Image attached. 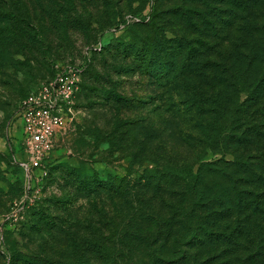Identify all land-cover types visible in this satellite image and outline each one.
I'll list each match as a JSON object with an SVG mask.
<instances>
[{
    "label": "rangeland",
    "instance_id": "rangeland-1",
    "mask_svg": "<svg viewBox=\"0 0 264 264\" xmlns=\"http://www.w3.org/2000/svg\"><path fill=\"white\" fill-rule=\"evenodd\" d=\"M242 2L0 0V264H10L11 256L16 258L15 264H101L94 257L92 243L101 239L107 244L110 237L122 249L120 263L132 258L134 264H148L145 232L166 233L161 221L134 220L141 237L131 240L132 251L127 254V239L122 234L130 208L123 199L106 192L81 191L76 175L66 168L84 167L102 179L115 174L139 182V186L146 183L149 170L162 173L169 163L189 162L198 168L192 148L171 129V120L165 127L169 112L178 109L179 96L140 72L137 61L126 54L127 47L141 39L132 28L139 26L145 33L155 30L166 39L175 34L222 42V34L235 31L238 19L247 13ZM253 7L260 16L264 7H256V1ZM226 20L233 25L226 28ZM241 46L259 51L250 39ZM243 62L241 58L235 67ZM66 66L83 68L71 119L57 134L42 167L34 168L27 178L9 159L10 145L18 158H25L20 149L23 128L16 112L18 104ZM106 90L126 98L127 105L105 99ZM141 117L154 118L156 129L164 131L154 132L158 135L147 153L134 157L137 150L128 145L126 128H113L115 123ZM92 127L100 131L99 144L89 135ZM110 132L115 133L113 137ZM137 133L139 130L130 134L136 145ZM108 138L114 141L110 144ZM250 138L255 145L245 148L229 142V147L208 151L202 158L219 170L206 173L200 182L199 200L205 207L193 211L191 220L195 223L204 218L214 236H203L198 230L191 241L192 228L180 231L182 242L188 241L179 246L185 250L181 258L187 256V260L166 264H264V214L257 205L261 201L264 207V156L250 158L252 172L231 164L264 146L261 134ZM139 186L135 193L140 201L135 206L145 212L153 208L160 215H171L184 200L175 186L160 185L158 190ZM178 229L174 226L172 231ZM170 248L169 243L164 250Z\"/></svg>",
    "mask_w": 264,
    "mask_h": 264
},
{
    "label": "trees",
    "instance_id": "trees-1",
    "mask_svg": "<svg viewBox=\"0 0 264 264\" xmlns=\"http://www.w3.org/2000/svg\"><path fill=\"white\" fill-rule=\"evenodd\" d=\"M255 1L256 7L257 5L264 7V0H240L244 5L243 11L247 13H242L238 19L239 27L235 28V31H225L222 34V42L216 39L213 43L208 37L195 40V38L189 39L184 35L175 34L174 37L166 39L162 35L159 36L155 30L145 33L138 28L139 26L132 28L141 34V39L138 44L133 45L132 42L133 46L127 47L129 49L126 54L137 61L140 72L153 78V81L163 89L173 91V94L179 96L176 103L178 109L174 110L172 107L171 110L174 111L170 110L169 120H165V127L170 125L171 120L173 125L171 129L184 141V144L192 148L193 158H197V164L200 163L198 168L194 169L195 164L189 162L169 163L166 164L162 173L149 170L147 174L150 176L146 178L143 186H139V182L134 184L115 174L102 179L93 172L86 171L84 167L75 169L67 166L66 168L76 175L77 188L81 191L87 189L94 195L106 192L111 197H120L130 208L127 227L122 234L127 239L124 244L127 254L132 251L131 240L141 237L138 227H134V220L145 223L153 218L161 221L160 224L166 229V233L160 235L157 232L150 235L151 233L145 232L144 240L147 245L145 256L148 264L187 260V256L181 258L180 253L185 254V250L181 251L179 246H186L188 241L182 242L180 231L192 228L191 231L194 232L191 241L197 238L198 230L204 234L203 236H214L207 227L209 223L202 220L204 218L195 223L191 220L192 212L204 206L199 200L201 199L200 182L206 173L219 170L214 163L203 162L202 158L206 156V153L227 148L229 142H238L247 148V145L254 144L250 138L253 135L258 138L261 134L264 138V8L260 16L256 15L253 7ZM224 17L225 14L222 13V21H225ZM224 24L226 28L233 25L229 21ZM248 39L258 45L259 51L254 50L253 47L243 50L241 45ZM241 58H244L243 66L241 64V67H235ZM102 95L117 105H127L128 100L114 92L106 90ZM149 117L128 119L114 125V131H120L121 127L126 128L124 131V134L128 135L126 141L129 146L136 147L137 150L134 157L147 153L152 139L158 135H154V132L164 131H158L155 127L157 125L155 119ZM135 130H139V135L137 133L135 136L138 139L137 145L130 136ZM88 131L94 142L99 144L102 138L99 129L92 127ZM114 134L110 132L109 137H113ZM107 141L111 144L114 139L108 138ZM9 149L11 164L20 168L14 163L12 156L14 150L11 145ZM152 151L154 150L152 149L150 154ZM252 156L258 159L263 157L264 146L258 147L255 154L238 157L231 164L242 166L252 172L253 163L250 160ZM152 173L154 175H151ZM160 185L163 188L175 186L180 189L179 196L184 200L181 203L178 202V207H174L175 211L177 210L176 213L174 211L171 215L164 216L153 208L145 212L144 209L135 206L140 201L139 193H135L138 186L142 189L156 186L158 190ZM257 205L264 214L263 203L260 201ZM174 226L179 227L177 232L172 231ZM134 228H136L135 231ZM148 236L153 238H147ZM110 238L107 244H104L101 239H96L92 243L94 257L101 261V264H134L132 258H128L125 263H120L122 249L117 247L114 239ZM169 243L171 248L164 250ZM15 260L16 258L11 256L10 264H15Z\"/></svg>",
    "mask_w": 264,
    "mask_h": 264
},
{
    "label": "built area",
    "instance_id": "built-area-1",
    "mask_svg": "<svg viewBox=\"0 0 264 264\" xmlns=\"http://www.w3.org/2000/svg\"><path fill=\"white\" fill-rule=\"evenodd\" d=\"M82 70L73 66L59 69L20 100L16 112L22 121L20 149L25 158H18L14 149L12 156L27 178L34 168L42 167L54 148L57 134L71 119Z\"/></svg>",
    "mask_w": 264,
    "mask_h": 264
}]
</instances>
